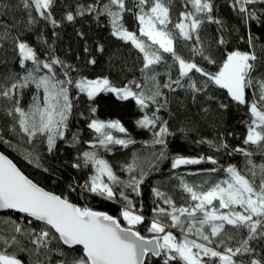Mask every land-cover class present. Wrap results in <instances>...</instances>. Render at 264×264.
I'll return each mask as SVG.
<instances>
[{"label":"snow or ice","instance_id":"6c2138e0","mask_svg":"<svg viewBox=\"0 0 264 264\" xmlns=\"http://www.w3.org/2000/svg\"><path fill=\"white\" fill-rule=\"evenodd\" d=\"M57 4L0 0V53L11 49L18 65L0 74V145L61 187L50 190L0 151V264H264V43L253 32L254 27L264 32V0H228L245 29L239 37L245 50L228 48L230 31L238 29L230 30L216 15L215 0H180V7L174 0H74L65 4L61 19L54 14ZM16 10L23 15L3 19ZM86 16L98 24L103 18L110 36L135 50L128 70L138 75L119 83L110 73L91 77L87 70L98 59L87 44L82 64L69 63L38 27L50 26L52 37H58L63 23ZM211 24L218 34L207 37ZM77 35L85 38L82 31ZM96 51L103 53L104 45L97 43ZM126 68L125 61L118 72ZM214 90L225 99L218 100ZM178 91L206 116L214 103L219 111L244 106L248 119L242 121L246 131L239 144L230 145L223 135L196 140L216 153L243 157V167L221 164L214 155L170 158V137L176 133L164 114L174 117L168 94ZM102 94L134 102L136 127L149 139L138 142L119 119H100L96 103ZM81 103L87 115L79 111ZM77 115L89 132L87 140L73 123ZM137 143L141 150L119 165L101 154ZM62 146L75 150L67 160L60 159ZM168 159L172 169L212 167L190 173L202 176L199 182L175 177L182 203L154 186L146 216L136 198L152 169ZM68 168L79 175L66 173ZM73 194L119 204V215L80 204Z\"/></svg>","mask_w":264,"mask_h":264},{"label":"trees","instance_id":"16d2710c","mask_svg":"<svg viewBox=\"0 0 264 264\" xmlns=\"http://www.w3.org/2000/svg\"><path fill=\"white\" fill-rule=\"evenodd\" d=\"M10 4L17 3V0H8ZM218 5L216 9V15L221 18L228 28L238 29L237 31H230L228 35L229 40V49L239 48L241 50L246 49V44L239 39V37L245 34V29L239 23L238 18L228 6V0H215ZM74 3V0H58V4L54 9V14L57 19H61L64 14L65 4ZM174 3L177 7H180V0H174ZM16 16L19 18L23 15V12L16 10L8 17L3 19L10 20L11 16ZM176 13L174 12V16ZM127 26L130 30L135 28V23L132 18L126 17ZM38 27L45 33L46 38L55 42L56 53L62 59L66 60L69 63L73 64H82L83 57L86 55L83 51L85 44L90 48L93 55L98 59V64L95 67L89 68L88 74L91 77H94L97 74H111V77L117 82L125 81V77L131 79L132 76L138 75L129 71L128 69L132 68L135 62V50L130 49L129 46L124 45L123 42L118 41L109 34V29L106 22L101 19V22L98 24L91 17L79 18L75 24H69L67 22L63 23L62 26L56 31L59 33L58 37H52V29L50 26H44L43 24L38 25ZM218 26L215 24L207 25V37H214L218 34ZM77 31H82L85 33V38L81 39L77 35ZM253 32L258 37H262L259 43H264V32L258 28H253ZM33 42L35 41L33 37ZM97 43H101L105 47L103 53H98L96 51ZM186 54V51H185ZM0 56H3L4 60L7 61V64L4 63V60H0V74L6 73L8 71H16L18 65L16 63V57L11 53V49H8L6 53H0ZM77 57H80V60H77ZM126 61L127 68L123 73L118 72L121 64ZM212 67V66H208ZM22 71V70H20ZM163 71V69H161ZM176 75V72L173 71V76ZM165 77H161L163 81ZM167 91V90H165ZM218 100H224V95L221 90H214ZM169 98L172 101L170 107L175 113L174 117L169 118L165 113V118L170 119V124L172 130L176 133L175 136L170 137L169 143V156L170 158L175 155H183L186 157H199L201 155H214L221 164L233 163L238 167L244 166L243 157L235 155L233 157H228L223 151L220 153L214 152L206 144H198L196 140L200 138L206 139H219L221 135L227 140L230 145H237L240 143L243 134L246 131L245 124L242 121L248 119L244 106L237 107L233 106L227 111H219L216 108V104H212V111L206 116L201 110L195 105L192 104L190 99L187 97V94L183 91H178L176 94L169 93ZM27 100H30V94H26L25 97ZM82 100L86 98L81 97ZM181 101L184 103L182 104ZM227 102V101H225ZM187 105L185 107L184 105ZM97 116L100 119L104 120H114L119 119L126 128H128L132 137L138 142L149 139L148 134L144 133L143 130L136 127L135 121L139 118V110L135 106L134 102L131 101H119L111 94H102L97 98ZM79 111L85 112L86 105L84 103L80 104ZM191 122V123H189ZM75 127L83 128V139L87 140L90 138L89 132L86 129V126L83 121L80 120V117L77 115L73 121ZM181 127L192 128L193 131L184 134L178 131ZM232 133V135H228ZM83 148H87V145H81ZM141 150L140 143L130 146L128 149H123L117 146V148L112 153H101L105 158L109 159L114 165H119L131 159L132 153ZM0 151L5 152L9 155L10 158L14 160L15 163L26 174L33 177L35 180L45 184L50 190L59 192L61 190L60 186L53 185L43 180V175L38 169L33 168L31 165H28L26 161L22 159V156L18 152H13L11 149H8L4 145H0ZM68 152H75L74 149H68L62 146L60 153L61 160H67ZM144 155L147 156L148 152L144 151ZM50 163L59 164V160H52L48 158ZM257 162L259 158L257 157ZM145 167L147 164L145 163ZM212 167L208 163H202L199 165H182L178 169L171 168V159L165 160L158 165V169H152L148 179L145 181V184L142 186V196L136 198L137 203H143L144 214L146 216L151 215V208L153 207V194L152 188L154 186H160L162 190L168 192L174 198H176L177 203H182L180 196L182 195L178 188L175 186L178 184V181L175 179L176 176H183L189 182H199L203 177L200 175H190V173H197L202 169H207ZM66 173L71 172L72 174L79 175L70 168L64 170ZM215 178H222L218 176ZM73 199L80 204L87 203L88 206L93 207L96 210L107 211L112 215H119V204H113L108 201H104L101 198H92L89 197L87 200H79L75 194H73ZM0 215H3L0 213ZM147 235V233H145Z\"/></svg>","mask_w":264,"mask_h":264}]
</instances>
